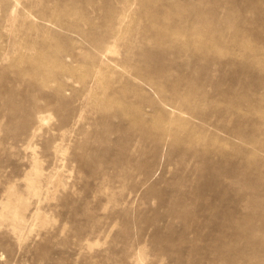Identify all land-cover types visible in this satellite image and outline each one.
<instances>
[{
  "label": "rangeland",
  "instance_id": "374dc122",
  "mask_svg": "<svg viewBox=\"0 0 264 264\" xmlns=\"http://www.w3.org/2000/svg\"><path fill=\"white\" fill-rule=\"evenodd\" d=\"M0 264H264V0H0Z\"/></svg>",
  "mask_w": 264,
  "mask_h": 264
}]
</instances>
